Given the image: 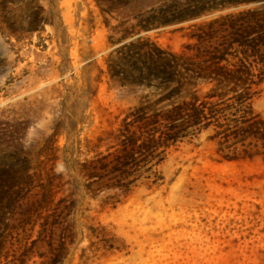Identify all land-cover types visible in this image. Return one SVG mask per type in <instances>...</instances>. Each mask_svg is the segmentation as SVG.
Masks as SVG:
<instances>
[{
    "label": "rangeland",
    "instance_id": "1",
    "mask_svg": "<svg viewBox=\"0 0 264 264\" xmlns=\"http://www.w3.org/2000/svg\"><path fill=\"white\" fill-rule=\"evenodd\" d=\"M255 9L264 0H0V264L43 260L22 257L38 239L22 224L39 166L62 176L59 198L78 188L64 264H264L260 158L221 161L203 134L113 199L119 191L87 187L82 166L108 153L109 133L142 94L112 79L116 48L142 37L179 52L195 25ZM253 108L264 116V90Z\"/></svg>",
    "mask_w": 264,
    "mask_h": 264
},
{
    "label": "trees",
    "instance_id": "2",
    "mask_svg": "<svg viewBox=\"0 0 264 264\" xmlns=\"http://www.w3.org/2000/svg\"><path fill=\"white\" fill-rule=\"evenodd\" d=\"M217 8H203L196 16ZM189 37L194 42L179 52L138 37L109 56L112 79L140 88L142 94L117 130L109 133L114 144L108 153L82 165L91 180L87 187L95 186L97 194L116 190L119 193L110 199L127 195L138 181L151 178L153 167L166 159L169 150L203 134L216 145L221 161L260 158L264 162V116L253 108L264 90V9L195 25ZM50 155L47 161L56 162L53 149ZM37 169L29 178L37 181L39 191L22 227L30 225L31 232L38 228V239L22 257L38 253L43 259L39 264H64L74 239L70 216L78 208L74 199L78 188L59 198L66 185L62 176L44 166ZM39 242L49 249L35 252ZM5 244L6 237L1 236L0 258L8 257L2 254ZM32 258H20L18 264Z\"/></svg>",
    "mask_w": 264,
    "mask_h": 264
}]
</instances>
